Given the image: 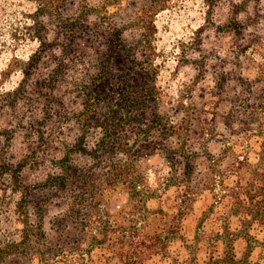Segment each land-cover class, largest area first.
<instances>
[{
	"label": "trees",
	"instance_id": "1",
	"mask_svg": "<svg viewBox=\"0 0 264 264\" xmlns=\"http://www.w3.org/2000/svg\"><path fill=\"white\" fill-rule=\"evenodd\" d=\"M66 1H40L56 17L59 39L42 41L1 74L21 73L16 88H0V107L26 104L30 119L42 122L37 164L49 171L13 188L19 197L8 207L0 264H259L264 0L223 21L217 31L230 37L229 47L216 56L200 49L197 77L177 103L159 83L156 16L168 0L152 1L141 15L135 43L111 22L108 7L92 30L64 19ZM217 136L221 153L213 155ZM155 154L165 163L153 185L145 162ZM118 196L125 203L109 211ZM204 198L209 206L195 226ZM55 205L64 209L48 231L46 213Z\"/></svg>",
	"mask_w": 264,
	"mask_h": 264
},
{
	"label": "rangeland",
	"instance_id": "2",
	"mask_svg": "<svg viewBox=\"0 0 264 264\" xmlns=\"http://www.w3.org/2000/svg\"><path fill=\"white\" fill-rule=\"evenodd\" d=\"M41 0H0V88L11 91L22 81L20 72L4 75L8 67L17 60H26L42 41L55 42L59 39L57 19L40 9ZM156 0H67L61 13L64 19L76 18L78 26L94 29L103 24L99 12L108 7L111 22L124 28L125 38L130 42L140 39L142 30L140 17L152 9L151 2ZM164 1V0H159ZM167 1V0H165ZM161 6L163 10L156 16L158 24V49L161 57V76L159 83L170 96L171 103L185 99L197 77L195 63L200 49L208 54H223L230 44V37L220 35V25L232 13L243 10L254 0H168ZM158 2V1H156ZM246 5V6H245ZM244 11V10H243ZM242 12V17L244 16ZM19 28V39L14 41L13 33ZM86 51L94 52L91 43L83 41ZM98 49V47H97ZM74 109H80L75 104ZM27 105L21 104L0 107V238L6 233L10 223L7 220L8 207L15 203L19 195L13 188L20 182L34 183L45 178L49 169L37 164L40 140L36 131L42 122L32 121L26 111ZM37 124V127L34 126ZM218 133H223L219 131ZM218 136L210 144L212 154L221 153ZM207 149L201 150L199 157L205 160ZM162 155L155 154L145 162L148 165L153 185L157 183V171L164 168ZM12 175V177H11ZM7 179L8 181H4ZM18 181V183H17ZM204 198L198 203L191 224L203 218L209 206ZM125 203V196H118L112 203L117 210ZM64 206H54L46 213L45 226L52 229L55 219L62 213ZM209 225L213 222L208 221ZM245 249L243 242L238 243L239 253ZM241 255V254H240ZM253 260L264 264V248L260 247Z\"/></svg>",
	"mask_w": 264,
	"mask_h": 264
}]
</instances>
